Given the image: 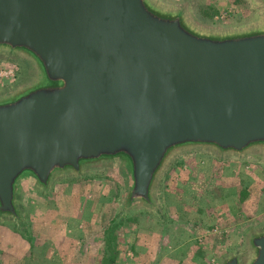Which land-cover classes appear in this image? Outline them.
Masks as SVG:
<instances>
[{
  "label": "water",
  "instance_id": "95a60500",
  "mask_svg": "<svg viewBox=\"0 0 264 264\" xmlns=\"http://www.w3.org/2000/svg\"><path fill=\"white\" fill-rule=\"evenodd\" d=\"M239 28L197 24L158 0H0V56L30 75L0 92V220L24 223L21 191L112 165L122 208L158 211L182 153L264 157V0ZM246 264H264V226ZM220 264H242L232 253Z\"/></svg>",
  "mask_w": 264,
  "mask_h": 264
},
{
  "label": "rangeland",
  "instance_id": "374dc122",
  "mask_svg": "<svg viewBox=\"0 0 264 264\" xmlns=\"http://www.w3.org/2000/svg\"><path fill=\"white\" fill-rule=\"evenodd\" d=\"M158 1L184 6L207 28L261 20L255 0ZM29 75L22 60L0 56V92ZM124 180L120 168L102 165L59 176L48 191L25 185L24 223L0 220V264H220L232 253L247 263L248 234L264 226L262 155H178L158 184V211H125Z\"/></svg>",
  "mask_w": 264,
  "mask_h": 264
},
{
  "label": "crops",
  "instance_id": "0c3cea01",
  "mask_svg": "<svg viewBox=\"0 0 264 264\" xmlns=\"http://www.w3.org/2000/svg\"><path fill=\"white\" fill-rule=\"evenodd\" d=\"M247 173H248V172H247ZM249 173H254V172L251 171V172H249ZM247 177H248V176H247ZM246 182H247L248 184H250V183H251V179L247 178ZM244 201H246V199H245ZM119 260H120V258H119ZM87 262H89V260H87Z\"/></svg>",
  "mask_w": 264,
  "mask_h": 264
},
{
  "label": "trees",
  "instance_id": "16d2710c",
  "mask_svg": "<svg viewBox=\"0 0 264 264\" xmlns=\"http://www.w3.org/2000/svg\"><path fill=\"white\" fill-rule=\"evenodd\" d=\"M106 262H107L108 264H111V263L113 262V260L110 258V259H107Z\"/></svg>",
  "mask_w": 264,
  "mask_h": 264
}]
</instances>
